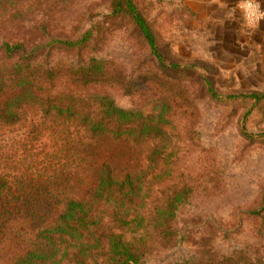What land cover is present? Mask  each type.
<instances>
[{"label": "rangeland", "instance_id": "1", "mask_svg": "<svg viewBox=\"0 0 264 264\" xmlns=\"http://www.w3.org/2000/svg\"><path fill=\"white\" fill-rule=\"evenodd\" d=\"M27 1L17 22L0 31V50L4 41L40 44L38 61L46 65L79 68L92 58L105 59L122 66L129 79L150 69V81L179 83L188 99L168 126L175 172L168 182L185 179L193 192L177 212L176 244L140 264L228 263L227 257L264 264V91L257 80L241 82L236 68L217 64L210 45L216 36L209 28L217 18L196 14L195 0H136L165 52L168 70L161 71L129 18L114 15L111 0ZM243 1L239 8L247 21ZM247 1L264 11L261 0ZM85 36L89 39L78 44ZM59 40L76 44L67 47ZM0 58L7 59L2 52ZM172 64H178L176 72ZM112 91L126 108L142 107L143 95L150 108L157 105L150 90ZM159 142L92 140L75 123L34 105L24 107L19 122L0 127V172L8 181L0 199V264L20 255L36 230L54 219L63 209V195L83 197L102 165L109 164L119 178L137 173L148 166Z\"/></svg>", "mask_w": 264, "mask_h": 264}, {"label": "trees", "instance_id": "2", "mask_svg": "<svg viewBox=\"0 0 264 264\" xmlns=\"http://www.w3.org/2000/svg\"><path fill=\"white\" fill-rule=\"evenodd\" d=\"M27 3L0 0V31L6 30L7 23L17 22ZM111 5L115 16L129 18L160 70H168L165 52L137 1L111 0ZM88 39L85 36L78 44ZM59 41L67 47L76 44ZM42 50L40 44L3 42L0 52L7 59L0 58V127L19 122L24 107L34 105L65 123L77 124L92 140L109 136L137 144L154 138L160 142L141 171L119 178L104 164L83 197L63 195V209L36 230L20 255L3 264H140L146 256L173 247L177 212L193 192L185 179L168 182L169 173H175L170 164L174 158L167 151L173 141L168 126L174 125L173 119L182 114L179 109L188 102L181 84L150 81V69L129 79L122 66L105 59L92 58L79 68L64 62L46 65L38 61ZM172 69L176 72L178 64H172ZM113 89L124 94L150 90L156 93L157 105L150 108L149 98L143 95L140 108L120 106ZM209 91L214 94L211 87ZM175 134L177 140L182 137L177 128ZM7 188L8 181L0 172V199ZM227 259L228 263L210 259L206 264H252L246 259Z\"/></svg>", "mask_w": 264, "mask_h": 264}, {"label": "crops", "instance_id": "3", "mask_svg": "<svg viewBox=\"0 0 264 264\" xmlns=\"http://www.w3.org/2000/svg\"><path fill=\"white\" fill-rule=\"evenodd\" d=\"M242 1L195 0L193 7L201 18H217L209 27L212 28L210 33L216 36L211 39L210 45L217 64L236 68L237 74L242 77L241 82L257 80L259 91H264V17L258 23L247 22L243 18L244 11L239 8ZM261 1L264 4V0ZM220 19L225 20L227 27ZM200 31L203 34L206 29Z\"/></svg>", "mask_w": 264, "mask_h": 264}, {"label": "built area", "instance_id": "4", "mask_svg": "<svg viewBox=\"0 0 264 264\" xmlns=\"http://www.w3.org/2000/svg\"><path fill=\"white\" fill-rule=\"evenodd\" d=\"M244 2V1H243ZM251 2L249 1H245L244 2V7H245V12L246 14L248 15V19L250 21H254V20H261L263 17H264V11L262 9H258V11L256 9H253L251 6H250ZM243 7V8H244ZM255 7V6H254ZM253 15V17L251 18V16ZM254 19V20H252Z\"/></svg>", "mask_w": 264, "mask_h": 264}]
</instances>
